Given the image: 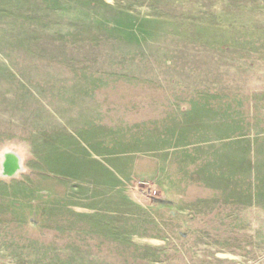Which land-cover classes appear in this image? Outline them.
<instances>
[{"label": "rangeland", "instance_id": "1", "mask_svg": "<svg viewBox=\"0 0 264 264\" xmlns=\"http://www.w3.org/2000/svg\"><path fill=\"white\" fill-rule=\"evenodd\" d=\"M0 264H264V0H0Z\"/></svg>", "mask_w": 264, "mask_h": 264}, {"label": "water", "instance_id": "2", "mask_svg": "<svg viewBox=\"0 0 264 264\" xmlns=\"http://www.w3.org/2000/svg\"><path fill=\"white\" fill-rule=\"evenodd\" d=\"M2 162V174L5 177H14L21 171V159L15 153H6Z\"/></svg>", "mask_w": 264, "mask_h": 264}, {"label": "crops", "instance_id": "3", "mask_svg": "<svg viewBox=\"0 0 264 264\" xmlns=\"http://www.w3.org/2000/svg\"><path fill=\"white\" fill-rule=\"evenodd\" d=\"M159 166V165H158ZM157 166V168H158ZM154 170H155V167L153 166ZM160 168V167H159ZM163 174L162 170H159V175Z\"/></svg>", "mask_w": 264, "mask_h": 264}, {"label": "built area", "instance_id": "4", "mask_svg": "<svg viewBox=\"0 0 264 264\" xmlns=\"http://www.w3.org/2000/svg\"><path fill=\"white\" fill-rule=\"evenodd\" d=\"M155 195H156V192H155V191H153V193H152V196H154V197H155Z\"/></svg>", "mask_w": 264, "mask_h": 264}]
</instances>
